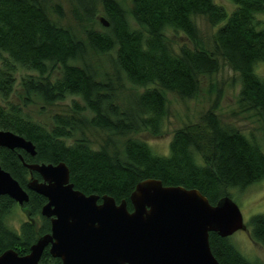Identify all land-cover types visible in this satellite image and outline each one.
<instances>
[{"label":"trees","instance_id":"obj_1","mask_svg":"<svg viewBox=\"0 0 264 264\" xmlns=\"http://www.w3.org/2000/svg\"><path fill=\"white\" fill-rule=\"evenodd\" d=\"M232 9L215 0H132L130 14L117 0H100L107 25L85 30L80 38L70 27L58 25L48 15L42 0H0V128L10 129L32 141L35 154L0 145V164L15 177L29 195L21 206L27 217L17 227L6 221L17 203L0 194V253L12 248L29 251L36 239L50 231V218L41 214L46 198L27 187L38 177L23 162L63 161L70 181L86 194H108L117 202L130 194L138 181L158 178L163 184L199 189L211 203L264 178V129L260 138L247 135L225 123L210 106L195 123L172 133L169 151L153 152L143 138L129 135L143 129L164 131L171 115L163 90L180 98H191L199 89L200 75L219 69L221 63L238 73L240 99L255 108L264 121V75L256 64L264 62V0H231ZM59 9V8H57ZM96 16V6L84 5ZM58 12H61L58 10ZM205 16L214 26L204 41L195 16ZM181 30L190 40L206 47L181 44L174 47L165 30ZM104 53L114 51L113 65L126 80L144 87L132 95L125 107L114 101V86L98 79L85 60L87 46ZM19 68L33 74L20 76L27 93L40 95L47 103L72 99L71 112H54L52 125L31 117L10 100ZM56 70L57 74L50 77ZM98 127L123 140L106 138L95 146L83 134ZM77 130L81 137L73 138ZM22 155L21 160L19 155ZM20 205V204H19ZM250 236L264 246V212L248 221ZM209 245L221 264H264L249 258L231 241L209 231ZM40 262H60L45 247Z\"/></svg>","mask_w":264,"mask_h":264},{"label":"water","instance_id":"obj_2","mask_svg":"<svg viewBox=\"0 0 264 264\" xmlns=\"http://www.w3.org/2000/svg\"><path fill=\"white\" fill-rule=\"evenodd\" d=\"M0 145L35 154L32 141L10 129L0 128ZM23 163L40 176L31 177L27 187L45 196L40 212L50 218V231L25 254L5 249L0 264H221L211 251L209 231L229 236L245 226L230 195L211 203L197 188L145 178L132 190L129 209L125 199L75 188L63 161ZM0 194L20 205L29 198L1 164ZM45 247L60 262H40Z\"/></svg>","mask_w":264,"mask_h":264},{"label":"rangeland","instance_id":"obj_3","mask_svg":"<svg viewBox=\"0 0 264 264\" xmlns=\"http://www.w3.org/2000/svg\"><path fill=\"white\" fill-rule=\"evenodd\" d=\"M52 21L58 25L70 27L80 38L85 39V30L88 28H101L102 22L99 17L104 16L100 0H42ZM128 12L130 23L138 27V23L130 14L132 0H117ZM225 5L229 10L234 7L231 0H215ZM96 6V16L87 15L84 10L86 6ZM59 8V9H57ZM60 10L61 12H58ZM264 18V15L260 14ZM195 21L200 29L202 39L207 40L214 29L205 16H195ZM165 36L170 40L174 47L186 44L190 47H206L203 40L192 41L181 30L167 28ZM114 51L100 52L91 46H87L85 60L90 63L96 71L98 79L111 82L114 86V101L120 106L125 107L132 95L140 92L144 87H152L153 84L140 86L126 80L124 74L117 72L113 65ZM256 70L264 75V62L256 64ZM33 74L35 72L19 68L17 81L14 84L10 100L19 103L32 118L52 125V114L54 112H71L72 99L75 98L82 102L79 96L67 95L62 100L47 103L40 95L27 93L20 80V76ZM57 74L54 70L50 77ZM238 73L228 65L222 64L219 69L211 73L200 75L199 89L191 98H180L176 93L163 90L164 95L170 105L171 115L165 123L164 131L153 134L148 129L132 132L129 135L138 136L145 139L151 146L153 152L164 154L169 151V141L175 129L186 124L198 122L203 112L210 106L227 124L237 128L247 135H255L260 138L264 129V121L255 108L248 106L240 99ZM84 136L95 146L103 143L106 138L113 139L121 143L122 136L113 134L98 127L84 128ZM81 137L80 130H77L73 138ZM232 198L239 205L245 226L236 230L230 236L231 241L240 251L249 258L264 260V246L253 239L248 231V221L250 216L256 212H264V178L253 182L244 188L233 187ZM27 217V210L19 204H15L6 216V221L13 227H17L22 219Z\"/></svg>","mask_w":264,"mask_h":264}]
</instances>
